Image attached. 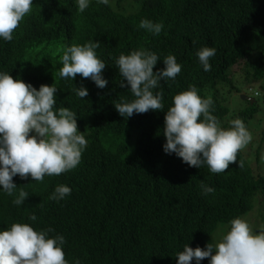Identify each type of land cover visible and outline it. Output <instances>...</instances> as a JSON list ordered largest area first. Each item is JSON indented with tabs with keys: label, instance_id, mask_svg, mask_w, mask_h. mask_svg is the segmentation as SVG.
Masks as SVG:
<instances>
[{
	"label": "trees",
	"instance_id": "1",
	"mask_svg": "<svg viewBox=\"0 0 264 264\" xmlns=\"http://www.w3.org/2000/svg\"><path fill=\"white\" fill-rule=\"evenodd\" d=\"M147 19L162 23L159 34L139 27ZM252 28L254 32L240 38ZM247 24V25H246ZM234 25V26H233ZM215 28L221 31L216 56L210 71L195 60L204 38ZM99 41L97 57L106 63L102 72L108 81L98 88L94 81L77 74L75 80L62 78L60 57L66 47ZM146 49L155 52L159 60L153 71L165 67L163 59L171 54L181 65L174 80L160 81L156 91L163 93L162 110L122 117L115 104L135 97L130 86H119L123 79L116 60L123 53ZM249 61L236 83L227 75V66ZM0 73H8L39 90L41 85L54 86L56 105L66 107L77 116L78 131L88 141L79 165L60 175L44 180L26 179L24 189L31 197L30 212L36 231H50L89 251L79 258L88 264H169L158 261L151 250L168 244L205 249L207 241L220 222L230 223L242 218L255 204L264 208V173L259 146L255 155L242 149L237 162L222 173H212L207 165L190 167L174 153L166 154L163 145L164 117L173 106L176 94L196 86L202 98L213 100L212 114L222 128L240 118L246 128L264 119V0H109L102 4L89 0L84 12L78 10V0H33L32 10L20 22L12 41L0 38ZM126 83V81H125ZM241 84H253V96L238 105L235 95L242 94ZM83 85L102 91L101 111H84L73 89ZM252 89V88H251ZM232 98H225V92ZM236 91V93H235ZM256 93H259L257 95ZM233 101L234 104H229ZM264 143V128L261 131ZM252 143V142H251ZM253 144V143H252ZM254 146V145H253ZM255 148V147H254ZM243 160L240 168L238 161ZM253 163L257 165L253 166ZM256 169V170H255ZM256 171H258L256 173ZM123 179L130 205L128 216L112 223L114 252L108 256L85 243V227L99 210L89 211L85 196L71 190L61 200H51L58 185L71 189L89 187L108 179ZM201 182L215 189L205 195ZM86 199H91L86 195ZM49 235V234H48ZM49 237L51 238V236ZM84 259V260H83ZM201 260L200 262L206 260ZM208 260V259H207ZM191 264H196L195 258Z\"/></svg>",
	"mask_w": 264,
	"mask_h": 264
},
{
	"label": "clouds",
	"instance_id": "2",
	"mask_svg": "<svg viewBox=\"0 0 264 264\" xmlns=\"http://www.w3.org/2000/svg\"><path fill=\"white\" fill-rule=\"evenodd\" d=\"M97 2L107 5L109 0ZM32 5L33 0H0V38L12 41L14 31L31 12ZM88 6L89 0H78L79 12H84ZM243 25L235 26L236 30L242 29L240 38L255 30L252 28L243 34ZM139 27L159 34L163 24L142 19ZM221 31L218 28L212 30L196 51L195 60L205 71L211 70L209 62L213 63L211 57L216 56ZM99 46V41H89L84 45L66 47L60 57L63 65L60 76L75 80L79 74L94 81L98 88L106 87L108 81L102 75L106 63L97 57L95 51ZM158 60L155 52L143 48L127 55L122 53L116 60L123 78L119 86H130L135 97L130 102L121 98V102L115 104L122 117L163 109V93H154L153 90L162 80H174L181 72V65L174 55L169 54L163 59L165 67L154 72ZM241 62L245 69L249 61ZM232 63L226 71L230 78L231 69L237 65ZM73 91L83 98L80 108L84 111L100 109L107 96L102 91H88L83 85L75 86ZM56 92L54 84L41 85L37 90L30 83L0 73V264H88L79 258L90 254L89 251L70 241L68 236H51L52 229L36 231L32 222L36 216L30 212L31 197L24 189L29 176L42 182L45 176L75 169L88 144L83 132L78 131L76 114L66 107H54ZM240 95L242 100L249 99L248 94ZM212 105V98H202L194 85L176 94L173 106L164 117L166 143L163 150L166 154L174 153L190 167L207 165L212 173L219 174L237 162L238 153L251 142L252 135L240 118L230 121L229 128H222L212 114ZM238 165L243 168V160L238 161ZM125 185L120 178L73 189L58 185L49 199L61 200L74 189L81 192L85 198L80 200L88 203L89 211L99 210L85 227L86 246L92 250L99 248L111 256L114 252L112 223L128 216L130 211ZM201 188L205 195L215 191L203 182ZM86 195L91 199H86ZM150 253L158 261L169 260V264H191L193 258L196 264H264V229L254 232L245 219L236 217L230 221V230L215 245L207 241L205 249L185 245L182 250L168 244ZM205 258L208 260L200 262Z\"/></svg>",
	"mask_w": 264,
	"mask_h": 264
},
{
	"label": "rangeland",
	"instance_id": "3",
	"mask_svg": "<svg viewBox=\"0 0 264 264\" xmlns=\"http://www.w3.org/2000/svg\"><path fill=\"white\" fill-rule=\"evenodd\" d=\"M243 74H244V63L243 62L237 64L234 68L231 69V78L234 81V83H236L237 79ZM254 87L255 86L253 84H250L249 86L241 84L240 89H241L242 93L248 94V95L250 94L251 96H253V92H251V91L254 90ZM235 93H236V91H235ZM226 97H228L230 99L232 98V94L227 93V90L225 92V98ZM234 101L238 105V103L241 102V95H235ZM228 103L230 105L234 104L233 101H228ZM254 126L255 125L247 128L252 135L251 142L253 144L250 142L244 148V150L255 155V151L257 150V148L259 146H263L262 151H261V155H260L261 156L260 160L262 161L263 168L259 172L264 173V143H262L263 141H262V137L260 134L262 129L264 128V119L259 125L257 124L258 128L254 127ZM253 166H254V163H253ZM255 166H257V165L255 164ZM257 172L258 171H256V173ZM257 203L255 204V207L251 211H249L247 214H245L242 218L245 219L249 223V225L252 227L254 232L257 231V233H258L260 229H264V208L259 207V205H257ZM229 230H230V223L220 222L217 225L216 230L213 232L211 237L208 239V243H212L213 245H215L216 243L220 242L222 237Z\"/></svg>",
	"mask_w": 264,
	"mask_h": 264
},
{
	"label": "water",
	"instance_id": "4",
	"mask_svg": "<svg viewBox=\"0 0 264 264\" xmlns=\"http://www.w3.org/2000/svg\"><path fill=\"white\" fill-rule=\"evenodd\" d=\"M247 99V98H246Z\"/></svg>",
	"mask_w": 264,
	"mask_h": 264
}]
</instances>
